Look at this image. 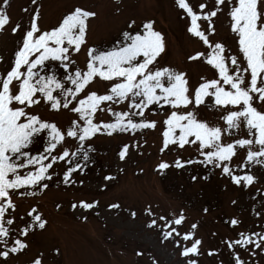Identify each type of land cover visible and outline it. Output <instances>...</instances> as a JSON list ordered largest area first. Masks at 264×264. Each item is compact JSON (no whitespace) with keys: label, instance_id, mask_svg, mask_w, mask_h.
I'll return each mask as SVG.
<instances>
[{"label":"snow or ice","instance_id":"obj_1","mask_svg":"<svg viewBox=\"0 0 264 264\" xmlns=\"http://www.w3.org/2000/svg\"><path fill=\"white\" fill-rule=\"evenodd\" d=\"M114 2V14H122V0ZM10 3L0 0V35L14 38L11 53L0 54V264H12L30 249L31 236L46 230L49 221L39 211L38 194L53 185L84 186L78 177L97 163L95 141L101 137L130 135L117 151L125 162L133 150L143 155L139 149L148 143L147 135L158 132L160 155H175L156 165L157 174L192 169V182L215 175L241 192L248 190L249 196L264 189V175L253 170H264V0H174L186 34L200 44L186 55L187 64L204 69L195 80L187 68L165 61L168 41L155 19L138 22L130 16L102 46L89 39L100 16L94 7L73 6L44 27L42 0H30L34 7L22 9L27 23H13ZM221 16L228 19L227 38L217 30ZM60 116L66 122L55 119ZM200 168L208 174L201 175ZM115 179L103 176L104 181ZM27 197L36 203L22 213ZM252 200L259 231L221 238L231 255L229 264H260L255 258L264 257V194L258 203L255 196ZM98 205V200H80L71 208L82 210L77 219L87 223L85 213ZM146 215L151 218L146 227L180 249L183 264H199L204 241L197 222L184 227L188 217L183 209L157 215L148 205ZM224 223L238 229L242 221L233 217ZM60 254L57 248L55 255ZM207 255L221 253L210 250ZM31 264H46L45 253Z\"/></svg>","mask_w":264,"mask_h":264},{"label":"rangeland","instance_id":"obj_2","mask_svg":"<svg viewBox=\"0 0 264 264\" xmlns=\"http://www.w3.org/2000/svg\"><path fill=\"white\" fill-rule=\"evenodd\" d=\"M44 5L43 26L55 24L56 21L69 8L76 5L94 7L100 13L90 33V42L106 46L107 42L116 33L125 27L128 18L135 17L138 22L146 18L157 21V27L168 41V55L165 61L181 68H187L193 80L203 67L196 64H187L186 55L200 44L189 39L185 32L184 24L179 21L174 0H122L119 7L122 14H114L117 7L114 0H42ZM198 0H193V3ZM34 7L30 0H11L8 14L13 23L24 20L27 15L23 8ZM99 22V25L96 24ZM217 30L221 37L227 38L229 34L228 19L224 16L217 21ZM14 47V38L7 33L0 35V54L9 55ZM83 61L84 57H80ZM107 118V117H106ZM66 122V116L55 117ZM147 144L141 143L139 149L143 155L135 150L129 159L120 162L117 151L122 143L130 142V135L124 134L115 139L101 137L95 141L97 149L94 156L100 166L78 179L84 180V186L66 187L53 185L46 193L38 194L39 211L43 212L49 223L44 231H38L31 236L30 249L18 257L13 258L12 264H31V259L39 252L45 253L46 264H183L184 258L180 256V249L170 241L163 240L158 230L148 229L150 217L146 215L148 205H152L157 215L169 214L171 210L183 209L188 217V227L192 222L199 225L198 236L203 239L204 255L198 257L199 264H218L219 259L224 264H229L231 255L221 238H239L240 230L259 231L256 217L252 211V196L259 202L264 189L248 195V190L241 192L224 178L211 176L209 180L192 182L188 171L169 169L167 174L161 176L154 169L161 160L171 162L174 153H159L160 135L150 132L147 135ZM187 157L189 154L184 153ZM120 168L124 171L121 172ZM93 169V167H92ZM141 169L143 171L141 172ZM258 175H264L260 166H254ZM201 175H207V170L200 168ZM104 175L116 177L112 181H104ZM107 184L105 190H101ZM239 201L237 206L231 201ZM80 200L99 201L97 209L85 213L88 222L77 219L79 211H73L71 204ZM36 200L27 197L21 204L23 213L29 204ZM113 203L120 204L119 209L109 206ZM57 204L62 205L58 210ZM207 207L208 213L203 209ZM99 212V215L95 213ZM135 212L133 218L131 213ZM238 217L242 224L238 229H232L224 221ZM218 235L213 236V233ZM60 249V255H55V250ZM143 251L142 256L137 252ZM219 251V257H209L207 251ZM151 252V253H149ZM246 257V254H244ZM260 264H264V257H256Z\"/></svg>","mask_w":264,"mask_h":264},{"label":"bare ground","instance_id":"obj_3","mask_svg":"<svg viewBox=\"0 0 264 264\" xmlns=\"http://www.w3.org/2000/svg\"><path fill=\"white\" fill-rule=\"evenodd\" d=\"M99 21H100V19H99ZM97 23H98V24H97ZM96 24L99 25V22H96Z\"/></svg>","mask_w":264,"mask_h":264}]
</instances>
